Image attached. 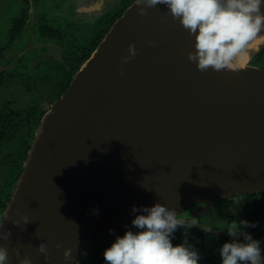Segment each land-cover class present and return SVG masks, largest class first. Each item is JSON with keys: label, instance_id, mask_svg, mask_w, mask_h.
<instances>
[{"label": "water", "instance_id": "1", "mask_svg": "<svg viewBox=\"0 0 264 264\" xmlns=\"http://www.w3.org/2000/svg\"><path fill=\"white\" fill-rule=\"evenodd\" d=\"M166 11L140 16L133 3L44 116L0 224L12 233L10 243L0 240L8 264L25 256L78 264L139 231L131 222L142 213L132 206L161 203L179 216L194 204L264 194V68L252 64L264 32L231 69L200 72L187 59L194 37ZM130 44L137 54L123 63ZM263 233L264 225L251 237Z\"/></svg>", "mask_w": 264, "mask_h": 264}, {"label": "flooded vegetation", "instance_id": "2", "mask_svg": "<svg viewBox=\"0 0 264 264\" xmlns=\"http://www.w3.org/2000/svg\"><path fill=\"white\" fill-rule=\"evenodd\" d=\"M8 1L19 6L21 10L18 17L13 19L8 40L6 38L5 43L0 46V224L24 171L25 162L44 116L67 91L81 64L88 55L91 56L116 20L136 2ZM118 6V11L112 13L111 10ZM63 21L78 22L79 26L84 23L83 26L95 25L89 45L83 48V51H76L78 54L75 57H71L72 53L64 46L52 43L64 40L65 36H80L83 32L77 26L74 29L63 28L61 31L52 28ZM25 38L27 42L19 45ZM62 64L66 65L64 79L60 78ZM245 196L194 204L178 218L194 221V217L202 218L207 213L217 212L218 223L223 224L226 229L210 228L227 233L233 222L241 227L240 222L245 221L241 217ZM248 229L249 227L244 233H248ZM92 261L86 257L78 264H91Z\"/></svg>", "mask_w": 264, "mask_h": 264}, {"label": "clouds", "instance_id": "3", "mask_svg": "<svg viewBox=\"0 0 264 264\" xmlns=\"http://www.w3.org/2000/svg\"><path fill=\"white\" fill-rule=\"evenodd\" d=\"M158 5L166 6L165 18L170 15L194 37V51L188 53L187 59L200 72L231 69L249 44L264 32V0H136L137 14L145 16L147 9ZM128 52V56L122 57L123 63L137 54L132 44ZM94 212L98 214V210ZM131 212L142 213L136 214L131 222L139 231L128 229L123 236H117L103 252L105 264H199L198 251L187 242L175 246L172 243V234L183 224L175 209L156 203L140 209L132 206ZM13 224L19 225L16 221ZM240 225L255 227L247 221H241ZM227 233L231 237L243 235L245 242H225L219 250L221 264H264L259 240L242 232L236 222ZM11 236L10 230L0 226V240L10 243ZM37 250L46 261L49 259L44 243H40ZM16 255L19 256V251ZM63 256L66 261L72 260V249L66 248ZM8 261V249L0 245V264H8ZM19 264H32V261L25 256Z\"/></svg>", "mask_w": 264, "mask_h": 264}, {"label": "trees", "instance_id": "4", "mask_svg": "<svg viewBox=\"0 0 264 264\" xmlns=\"http://www.w3.org/2000/svg\"><path fill=\"white\" fill-rule=\"evenodd\" d=\"M89 57L88 55L87 59ZM252 64L264 68V51L257 56ZM241 217L247 221L249 225H255V227L249 226L248 234L258 232L264 225V194L246 195ZM171 239L174 246L187 242L188 246L197 250L201 257L199 264H221L219 250L225 242H232L231 240L220 238L189 226L178 227L172 234ZM255 240L260 241L262 255H264V234L257 237ZM107 247H110V245L102 247L88 256L93 260L91 264H105L103 252Z\"/></svg>", "mask_w": 264, "mask_h": 264}, {"label": "rangeland", "instance_id": "5", "mask_svg": "<svg viewBox=\"0 0 264 264\" xmlns=\"http://www.w3.org/2000/svg\"><path fill=\"white\" fill-rule=\"evenodd\" d=\"M118 9H119V6L112 9L111 12L115 13L116 11H118ZM20 10L21 8L19 6H16L12 2H9L8 0H0V46H2L5 43L6 38L8 40L9 30L12 26L13 19L18 17ZM77 20L79 21L78 18ZM83 25L79 26L78 22L68 23L65 21L59 22L55 26L52 25L53 27L50 25L52 28L58 29L59 31H61L63 28H68V27L71 29H74V27L76 26L83 30L80 36H76L77 34H73L74 36H65L64 40H61V41L58 40V42H52V43L58 44L60 46H64L65 49H68V51L72 53L71 57L73 56L75 57L78 54V52L76 51H81L83 48L89 45L90 40H91L89 38L91 37V33L95 27L94 24H87L85 26ZM26 42H27V39L25 38L23 41L22 40L20 41L19 45H22ZM55 51L58 52L59 50L55 47ZM64 66L66 65L65 64L60 65V69H61L60 78L61 79L65 78V76H63L64 73L66 72V69L64 68ZM217 216H219L217 212H215L214 214L207 213L202 218L194 217L193 222L205 225L207 227H213V228H218L220 230H225L226 227L223 224L218 223V220L216 219ZM240 230L244 232L247 230V227H244L241 225Z\"/></svg>", "mask_w": 264, "mask_h": 264}]
</instances>
